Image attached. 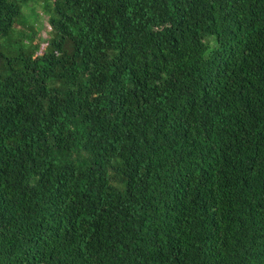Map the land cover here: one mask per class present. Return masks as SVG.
I'll use <instances>...</instances> for the list:
<instances>
[{"label": "trees", "instance_id": "trees-1", "mask_svg": "<svg viewBox=\"0 0 264 264\" xmlns=\"http://www.w3.org/2000/svg\"><path fill=\"white\" fill-rule=\"evenodd\" d=\"M0 264H264V0H0Z\"/></svg>", "mask_w": 264, "mask_h": 264}, {"label": "rangeland", "instance_id": "rangeland-1", "mask_svg": "<svg viewBox=\"0 0 264 264\" xmlns=\"http://www.w3.org/2000/svg\"><path fill=\"white\" fill-rule=\"evenodd\" d=\"M48 14H44L43 15V19H44V25L42 26L41 24H39L37 26V38L36 39V44H40V50H44L45 48L47 49L50 42H51V27L48 24ZM39 51V50H38Z\"/></svg>", "mask_w": 264, "mask_h": 264}]
</instances>
